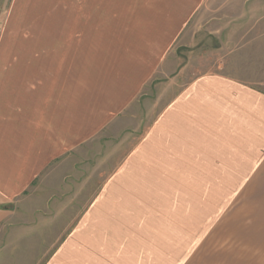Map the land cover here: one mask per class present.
<instances>
[{
	"label": "crops",
	"instance_id": "obj_1",
	"mask_svg": "<svg viewBox=\"0 0 264 264\" xmlns=\"http://www.w3.org/2000/svg\"><path fill=\"white\" fill-rule=\"evenodd\" d=\"M209 1H123V31L110 29L97 46L87 43L86 58L79 46L72 68L55 83L48 82L61 73L54 60L35 82L0 68V229L14 221L16 203L47 166L79 146L86 136L80 123L90 113L104 123L134 99ZM21 45L5 34L0 54L16 57ZM191 71L185 65L162 86L168 96L158 100L167 109L153 125L152 141L167 145L170 170L184 163V170L214 172L188 184L203 194L201 225L192 226L190 210L176 217L163 212L142 223L134 241H66L41 264H264V91L222 71L184 80ZM207 203L216 204L211 214ZM209 218L216 220L211 236Z\"/></svg>",
	"mask_w": 264,
	"mask_h": 264
},
{
	"label": "rangeland",
	"instance_id": "obj_2",
	"mask_svg": "<svg viewBox=\"0 0 264 264\" xmlns=\"http://www.w3.org/2000/svg\"><path fill=\"white\" fill-rule=\"evenodd\" d=\"M123 1L0 0V42L5 34L13 44L22 42L16 57L0 54V68L13 67L19 80L35 82L54 60L61 73L48 82L61 81L79 46L84 44L86 58L87 43L97 46L105 31H123ZM190 63L188 82L201 72L222 71L264 91V0H210L134 99L104 123L90 113L80 123L86 136L79 146L47 166L16 203L14 221L1 227L0 264H41L66 241H134L142 223L168 211L176 217L190 210L192 226L201 225L203 194L188 184L214 172L184 170V163L170 170L175 163L164 155L167 145L157 148L152 141L153 125L167 109L166 100H158L168 96L162 86ZM215 205L207 203L209 214ZM224 205L230 210V203ZM215 222L208 219L209 236Z\"/></svg>",
	"mask_w": 264,
	"mask_h": 264
}]
</instances>
